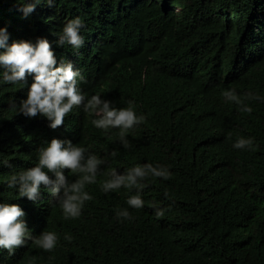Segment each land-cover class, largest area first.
Returning a JSON list of instances; mask_svg holds the SVG:
<instances>
[{
	"label": "trees",
	"instance_id": "trees-1",
	"mask_svg": "<svg viewBox=\"0 0 264 264\" xmlns=\"http://www.w3.org/2000/svg\"><path fill=\"white\" fill-rule=\"evenodd\" d=\"M54 5L38 6L25 18L15 0H0V26L7 24L13 38L46 37L58 64L71 60L81 70L85 93L118 108L133 100L145 120L126 134L125 149L119 129L95 128L82 108L74 106L56 129L39 114L13 113L9 97L18 104L27 89L0 86V160L12 165H0V203L20 205L34 236L47 229L60 237L51 252L31 241L13 254L0 249V264H264V102L245 101L253 109L247 113L221 95L231 87L264 97V0ZM77 16L85 25L84 45L59 46L56 33ZM53 137L107 154L102 172L116 168L123 174L151 162L168 166L171 176L145 178L144 207L134 209L126 199L137 189L105 193L100 181L106 177L98 175L85 186L92 199L81 215L66 219L55 206L63 188L54 195L41 185L38 200L31 201L18 198V186L8 188L5 181L13 170L35 166L37 149ZM241 137L253 144L233 148ZM63 171L69 181L76 179ZM117 208H128L133 218L116 219ZM156 208L163 215L157 217Z\"/></svg>",
	"mask_w": 264,
	"mask_h": 264
},
{
	"label": "clouds",
	"instance_id": "clouds-1",
	"mask_svg": "<svg viewBox=\"0 0 264 264\" xmlns=\"http://www.w3.org/2000/svg\"><path fill=\"white\" fill-rule=\"evenodd\" d=\"M17 10L23 17L31 16L38 6H55L54 0H15ZM84 21L77 16L68 19L58 33L59 46H70L74 50L80 49L85 38L81 34ZM11 40V42H9ZM0 86L11 85L14 89H27L24 97L16 99L9 97L10 109L15 114L25 117H36L38 114L47 119L48 127L56 129L65 124V117L74 106L82 108L83 112L93 118L91 124L107 133L111 129H119L118 139L125 149L130 147L127 133L145 120L144 115H137L134 101L128 100L126 107H116L112 100L104 99L99 94L88 95L80 87L85 80L81 70L74 66L71 60L58 64L52 44L46 37L38 38L35 42L24 38H13L8 25L0 26ZM31 76V83L28 82ZM221 95L228 102L239 105L241 112H252V107L245 101L258 100L264 102V97L251 91L240 95L235 88L222 91ZM253 144L252 138H238L232 144L235 149H244ZM106 155H99L91 150V145L73 143L71 139L53 137L46 141L36 151L35 166L13 170L5 178L8 188H17L18 198L27 197L37 201L41 185L57 196L55 206H58L63 216L77 218L81 215L84 203L92 199L85 190L87 184L97 182V176L106 177L100 181L103 192L125 189H137L135 194L129 195L126 204L130 208L141 209L145 201L142 199V189L146 186L145 178L158 177L168 180L171 176L168 166L145 162L126 169L125 173H118L116 168L103 171ZM110 155L116 157L117 151ZM0 165L12 168L8 159L0 160ZM64 169H68L69 176L76 179H66ZM50 174L55 176L53 179ZM51 202V201H50ZM164 210L155 209L157 217L163 215ZM25 210L15 203H0V249L13 254L18 247L31 241L36 247L51 252L58 244L60 237L55 231L43 230L39 235H33L24 219ZM116 219H132L128 208H117ZM64 239L72 241L71 235Z\"/></svg>",
	"mask_w": 264,
	"mask_h": 264
}]
</instances>
